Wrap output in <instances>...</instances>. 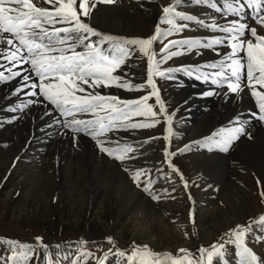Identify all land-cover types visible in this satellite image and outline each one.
I'll list each match as a JSON object with an SVG mask.
<instances>
[{
  "label": "rangeland",
  "instance_id": "rangeland-1",
  "mask_svg": "<svg viewBox=\"0 0 264 264\" xmlns=\"http://www.w3.org/2000/svg\"><path fill=\"white\" fill-rule=\"evenodd\" d=\"M153 1L137 0L136 4L141 5L142 9L130 10L131 17L134 18L133 21L137 27L136 30H123L121 24L117 22L108 28L112 31L111 35L139 38L152 36L155 26L159 23L162 7L166 6L170 0H160V4L156 8L159 12L158 16L156 14L155 18L150 19L148 15L151 9L149 7ZM98 4L103 5L104 3ZM101 9L95 8L92 13L97 14ZM178 10L184 11L181 6H178ZM180 23H184V21ZM98 27L100 28L98 31L106 29L101 24ZM160 27L164 29L168 25L162 24ZM189 37H197V34L195 29L188 27L180 33L163 39L162 42H154L153 50L156 52V58L159 59L161 55H164L159 52V49L163 48L169 40ZM172 50H176V48ZM180 50L184 51V49ZM203 50L205 48H198L196 52L203 56ZM191 53L186 52L184 55L173 57L162 63L160 67L162 70L181 68L182 66H192L190 70L195 69L196 64H193L190 59L185 60ZM241 55L243 56V54ZM0 61H5L3 68L9 65L6 60L0 59ZM128 63L130 65L128 70L126 71L125 67L122 71L118 70L119 75L124 77L127 72L126 79H130L134 83L145 82L147 79V57L137 50ZM22 68L30 71L29 64L24 63ZM133 68H139L143 73L142 76L137 75ZM33 75L35 76L34 73ZM170 75L171 78L155 77V82L167 109V114L171 115V125L166 122L163 115H157L154 118L133 116L131 122H150L155 119L160 123L150 128L123 129L129 132L128 135L123 136L126 138H121V140L116 137L117 131L122 130L109 132L107 141L119 140L121 143L132 145L134 152L129 155H134L135 159L118 161L101 152L98 146L95 149L96 156L98 160L100 159L98 161L99 169L103 167L107 174L108 168H106L107 163L105 164V162L108 160L113 162L126 176L132 190L141 193V199L138 198V200L136 198L127 199L126 195L128 194L119 193V189L116 188L113 190L112 184L109 186L106 183L108 181L105 180V177L108 178L109 175L102 176L103 178L98 176V178H102L103 187L97 193V183L92 184L88 178L89 167L84 165H78L81 168L74 173L73 181L69 186H66L67 188L65 187V190H62V183L54 178L59 175L60 166L55 165L54 162L57 161L58 154L68 149H51V152L45 153V158L54 157L48 160L49 164L51 163L49 177L48 179H35V176L38 177L37 173H34L36 169L32 166L28 167L16 156L17 149H8L12 143V133L10 134V127L6 126V124H10V121L3 115L5 113L3 110L5 107H3L2 115H0V118L2 117L0 123H5L0 127V135L2 134L0 136V237L33 245L36 248V254L29 264H46V260L49 258L58 264H71V260L77 258H79L80 264H97L99 258L109 249H112V253H115L117 249L130 253L133 241L140 245L146 244L151 250L159 253L175 254L178 249L187 248L192 251L194 258H198L197 249L199 247L207 248L213 243H224L228 239L224 233L230 228L237 224H247L250 218L258 217L264 213V195H262L264 193V145L250 144L256 132L264 135V121L254 120L252 125L247 124L245 134L234 140L227 152L220 151L213 144H208L205 147L193 145L191 150L180 153L177 150L185 145L192 144L193 141L203 142L204 138L212 133L236 125L229 117L226 121L216 123L210 133L201 135V132L192 130L203 115L211 109V107L205 109L208 102H210V106L213 101H217L219 105L224 97L216 98V95L205 94L202 96L205 102H198V106L191 107L192 100L188 93L181 92L179 95L177 93L183 89L188 90L194 80L188 76L186 71H177ZM36 79L38 80L37 77ZM2 82L0 81V85L5 83ZM92 91L93 89L90 92ZM125 91L129 92V95H133L132 97L140 98L148 95L151 88L145 86L143 90ZM244 93L246 97L249 96L247 89ZM114 95L120 97L118 94ZM38 97L40 100L42 99L41 101L44 100L42 96ZM122 100L126 99L122 98ZM248 101L253 103L256 110L258 109L256 98H249ZM44 102L45 104L49 103L46 100ZM147 103L153 106V111L159 113V105L156 104L155 96H152ZM10 105L15 108L13 103ZM38 106L32 105V115ZM48 106L53 107L50 103ZM58 113L57 117L64 120L65 117H59L60 113ZM185 118H188V122L185 121ZM169 126L172 127L174 135L170 137L169 141H165L163 138L167 135L165 128ZM133 132L138 134V138H133L135 136ZM152 137L157 139H152L150 143H143ZM261 137L259 136V140L263 139ZM244 140L248 143L241 146ZM106 146L114 147L115 145ZM166 147L169 152L176 153V155L170 156L169 160L188 181L187 191L180 177L169 168L165 161ZM209 147H212V151L208 150ZM77 150L80 153V159L76 162L85 161V149ZM140 168L151 169V171L140 177L141 187H138L137 182L132 179V173ZM31 176L33 177L31 178ZM165 176L170 177L171 182L164 178ZM149 179L154 183L151 185L150 192H145L143 184ZM30 180H33L34 183L37 180V182L34 185ZM42 180H45L43 184H41ZM172 189L175 191L173 192ZM152 195H157L160 198L153 200ZM189 195L191 199H189ZM133 199L135 204L131 202ZM146 200L153 205L150 211L142 209ZM185 232L188 233L187 237ZM254 235L264 236V229H254ZM36 237H41L43 244L48 247H40L36 242ZM107 237H112L114 244L109 243ZM81 240L87 243L82 245ZM246 243L264 259V240L257 242L253 236H249ZM227 247V264H236L239 258L235 254V246ZM81 252H88L91 255L85 259L80 257ZM9 255H11V251L8 246L0 244V257L6 260ZM105 264H117V258L110 255ZM120 264H126V261L120 260Z\"/></svg>",
  "mask_w": 264,
  "mask_h": 264
},
{
  "label": "snow or ice",
  "instance_id": "snow-or-ice-1",
  "mask_svg": "<svg viewBox=\"0 0 264 264\" xmlns=\"http://www.w3.org/2000/svg\"><path fill=\"white\" fill-rule=\"evenodd\" d=\"M115 2L116 0H0V59L6 60L13 67L20 63L29 64L30 71L39 81L29 84L28 81L32 80V76L24 75L21 86L17 87L13 94L18 95L24 88L32 89L25 95L42 96L54 106V109L65 117L61 124L63 128L74 134L83 133L91 136L101 152L118 161L131 160L136 158L134 155H129L134 152L132 145L121 143L119 140H100L98 137L107 136L109 132L118 129H143L155 127L160 123L155 119L150 122H131L133 116L154 118L163 115L166 122L171 125V115L167 114L155 77L171 78L170 74L177 71H186L191 76L192 66L162 70L160 65L173 57L184 55L186 52L191 53L198 48L214 49L216 46L227 44L231 49L230 52L222 54L223 58L220 61L203 66L213 71L203 72L196 78H202L205 82L210 81L217 88H226L227 92L223 93L224 95L236 94L241 97L245 89H249L251 95L256 98L258 106V111L251 115L259 121H264V35L258 34L257 27L245 21L246 9H250L254 13L252 19L255 24L264 28V0H223L222 5L220 0H195L197 5H206L226 19L229 16L237 18L224 25L218 23L215 17L206 21L180 11L178 6L182 0H170L162 7L159 23L155 26L154 34L148 38L101 33L87 22L98 3L114 4ZM181 21L193 22L212 32L224 33V36L169 40L159 49L164 55L157 59L153 50L154 42H162L163 39L189 27V24L180 23ZM162 24L168 27L162 29L160 27ZM94 37L96 39H93ZM173 48L176 50H172ZM137 50L147 57V79L143 83H134L126 79L127 72L124 77L118 72L130 66L128 62ZM3 67L4 65L0 64V68ZM196 67L199 69L202 66ZM6 70L10 74L5 75L0 71V81L6 82L21 76L18 71L13 72L10 68ZM112 86L129 91L143 90L147 86L151 88V92L138 99L122 100L118 96L102 95L95 91L97 88ZM88 89L93 91L88 92ZM81 93L86 94L81 95ZM218 94L220 93L214 91L206 93L209 96ZM152 96H155L156 104L159 105V113L153 111V106L147 103ZM36 102L29 99L11 110L23 111ZM81 115H91L93 118L87 120L78 118ZM234 123L238 126L220 129L205 137L203 142L193 141L192 144L185 145L177 151L183 153L191 150L193 145L205 147L213 144L220 151L227 152L231 143L246 132L247 121H241L237 116ZM165 132L167 135L163 138L169 141L174 135L172 127H166ZM77 139L78 136L74 135V146ZM152 139L157 138H149L143 143H150ZM106 143L115 146L108 147L105 146ZM208 150L212 151V147ZM164 155L169 168L180 177L187 191L188 181L169 160V157L176 153L169 152L166 147ZM150 171L151 169L140 168L132 173V179L137 182L138 187H141L140 177ZM164 178L170 180V177ZM153 183V180H147L143 184V190L150 192ZM172 191L174 192L175 189ZM159 198L157 195H152L153 200ZM189 199H191L190 195ZM254 229H264V213L250 218L247 224H237L230 228L224 233V236L228 237L224 243H213L207 248L199 247L198 258H194L192 251L187 248H180L175 254L159 253L151 250L146 244L140 245L133 241L130 253L119 249L112 253V249H109L99 258L97 264H105L110 255L117 258V264H120V260L126 261V264H227L229 245L235 246V254L239 258L236 264H264V259L246 243L249 236H253L257 242L264 240V236L254 235ZM187 235L188 233L185 232L186 237ZM106 239L114 244L112 237ZM36 242L40 247H48L43 244L41 237H36ZM80 243L83 245L87 242L81 240ZM0 244L7 245L11 251V255L6 260L0 257V264H29L36 254L33 245L21 241L0 237ZM89 255L91 253H80V257L85 259ZM46 264H58V262L49 258ZM71 264H80L79 258L72 259Z\"/></svg>",
  "mask_w": 264,
  "mask_h": 264
},
{
  "label": "bare ground",
  "instance_id": "bare-ground-1",
  "mask_svg": "<svg viewBox=\"0 0 264 264\" xmlns=\"http://www.w3.org/2000/svg\"><path fill=\"white\" fill-rule=\"evenodd\" d=\"M136 2L137 0H130V1L129 0H116V2L112 4V6H109V4H103V5L98 4L96 8L97 9L102 8V9L99 10L97 14L91 13L90 17L87 19V22L92 27H94L96 30L100 29L98 27L99 24L104 25L106 29H102V30L106 34L112 33V31H110L111 29L108 30V28H111L117 22L121 24V26L123 27L122 28L123 30L131 29L134 31L137 29V27L134 24V21H133L134 18L131 17L132 12L130 10L142 9L140 7L141 5L136 4ZM159 2L160 0H154L153 2L150 3L149 8L151 9V11H149L150 14L148 15L150 19L155 18L156 14L158 16L159 12L156 10V8H158L160 4ZM220 4L221 5L223 4V0H220ZM179 6H181L184 12L190 15L197 16L198 18L205 19L206 21H209L211 17H215L218 23H220L221 25L228 23L232 19H237L236 17H233V16H229L226 19L220 13L214 12V10L207 7L206 5H203V4L197 5L195 3V0H182ZM252 15H254L252 10L246 9L245 21L249 23L251 26L257 27L258 34L264 35V28H261L259 25L255 24V21L252 19ZM184 23L189 24V28L195 29L197 37H200V38H212V37L224 36V33L212 32L204 27L198 26L197 24L193 22L184 21ZM102 30H100V32ZM196 50L197 49H195L189 55V57H186L185 60L188 61L190 59L193 64H196V66H202V67H200L199 69H197L196 67L195 69L191 70L193 72V75H191L190 77L194 80V83L188 88V90L183 89L179 91L177 95H179V93L181 92L188 93V95L190 96V99L192 100L191 107L198 106L197 104L198 102H205L202 99V96L205 95L209 91L220 93L216 95V98L224 97V99L219 105L217 101H213L212 106H210V102H208V105L205 107V109H208L210 107L211 109L203 115V117L195 124L192 130H197L201 132V135L210 133V130L213 129L216 123H221L223 121H226L229 119V117L230 119H232L233 124H235L236 126L238 125L234 123V121L237 116H239L241 121H247V124H250V125L254 123V120L257 121V119H255L251 115L253 112H257L258 109L256 110L253 103L248 101L249 98H254L251 95V91L249 89L246 88L249 94V96L247 97L244 92L241 94L242 98L238 97L236 94L224 95L223 93L227 92L226 88H217L215 85L211 84L210 81L205 82L202 78L201 79L196 78L197 75H200L203 72L213 71L212 69H209L203 66L220 61L223 58L222 54L228 53L231 51L230 47H228L227 44H225L223 46H216L214 49H205L203 50L204 51L203 56L197 53ZM218 53H220L221 55H218ZM4 63L5 61H0V64L4 65ZM23 64L24 63H20L19 65L15 67H13L12 64H9L5 68H0V71L4 72L5 75L10 74L6 70L9 68L13 72L18 71L21 73L20 77H16L10 81H6L5 83L2 82L3 84L0 85V115H2V109L3 107H5L3 109L5 111L3 115L6 116L5 119L10 121V124H6V126L10 127V134L12 133V143L8 147V149H17L15 151L16 156L20 160H22L23 163H26L28 167L32 166L33 168L36 169V172L34 173H37L38 177L35 176V179L37 178L39 179L47 178L48 179L49 177L48 172L51 168L50 167L51 163L49 164L48 160L53 159L54 157L45 158V153L51 152V149H68L66 151L61 150L62 152L60 154L57 153L58 155L56 158L58 159L56 162H54L55 165L60 166V168L58 169L59 175L55 176L54 178L58 179L62 183V187L60 186L62 190L63 189L65 190L67 188L66 186H69L70 182L73 181L74 173L78 171L79 168H81L78 165L80 166L84 165V166L89 167V177L88 178L90 179L92 184L94 185L97 183V186H98L96 189L97 193L103 187V182H101L102 178L109 175L108 178L105 177V180L108 181L106 183H108L109 186L112 184L113 190L116 188V189H119V193L121 192V193L128 194L129 196L126 195L127 199L128 198H131V199L136 198L137 200L138 198L141 199L140 197L141 193L137 190H132V186L127 182L126 176L122 172L119 171L118 167L113 162H109L110 160L105 162V164L107 163L106 168H108L107 174H106V170L103 167L99 169L98 161L100 159L98 160V157L96 156V153H95L97 144H96V141L91 136L85 135L83 133L74 134L70 130L63 128L61 126L63 120L57 117L58 111L54 109V106L52 108L49 107L48 106L49 103L45 104L44 102L45 100L41 101L42 99L40 100L38 96L29 97L25 95L26 92L31 91L32 89L24 88V90L20 92L18 95L13 94L15 89L21 86L22 77L24 75L32 76V80L28 81L29 84L32 83L33 81L39 82L36 79V77L33 75V72L26 71V68L25 69L22 68ZM127 68L129 67H125L126 71L128 70ZM133 69L136 71L137 75L142 76L143 73L139 68L137 69L133 68ZM90 91L91 89L88 90V92ZM95 91L97 92L99 91L101 94H110V95L118 94L120 95L119 97L120 99L133 98L132 97L133 95H129V92L127 93L124 89L117 88L115 86L113 88H102V89L97 88L95 89ZM29 99L37 101L36 103L32 105H35V106L39 105L38 108H35V110L33 111L35 112L33 113V115L31 113L32 105H29L27 108H24L23 111H21L20 109H17L16 111L11 110L13 108H12V105H10V103H13L14 107L16 108L17 105H20L22 102H26ZM198 110L201 113L200 108H198ZM20 112L22 113L20 114ZM224 112H228V113H224ZM59 117H61V115ZM78 118L87 120V119H92L93 117L91 115H81ZM0 119H2V117ZM185 121L188 122V118H185ZM4 125L5 123L3 122L0 123V127ZM120 130L122 131H117L116 138H120L121 140V138H126L123 136L128 135L129 131L127 132L123 129H120ZM2 131L5 132L6 130H2ZM133 134H135V132H133ZM74 135L78 136V139L75 142L76 146H74V141H73ZM108 135H110V133H108L107 136L98 137V139L107 141ZM0 136H2V134ZM259 136H262L263 139L259 140ZM133 138H138V134H135ZM245 143H248V142L244 140L241 146H244ZM258 143H260L262 146L264 145V135L262 133L256 132L254 139L252 140L250 144H258ZM106 145H111V144L106 143L105 146ZM259 148L262 149V147H259ZM77 149H85V152H86V157L84 158L85 161L76 162L80 159V153ZM115 163L118 164L117 161H115ZM52 168L55 169V167H52ZM99 175L103 177L98 178ZM32 177L33 176H31V178ZM44 181L45 180H42L41 184H43ZM30 182H32V184L34 185L36 183V182L34 183L33 180H30ZM131 202L135 204L134 199ZM144 202L145 203L143 204L144 206L142 209L150 211L152 209L151 206L153 205L148 200ZM136 204H139V203L136 202ZM145 206L147 209L145 208ZM148 242H151V241H148Z\"/></svg>",
  "mask_w": 264,
  "mask_h": 264
}]
</instances>
